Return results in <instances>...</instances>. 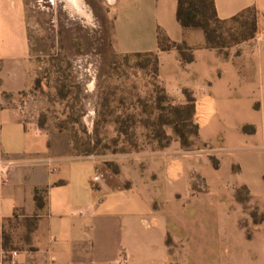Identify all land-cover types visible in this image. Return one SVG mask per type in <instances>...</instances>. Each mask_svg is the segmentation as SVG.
<instances>
[{"label": "crops", "instance_id": "1", "mask_svg": "<svg viewBox=\"0 0 264 264\" xmlns=\"http://www.w3.org/2000/svg\"><path fill=\"white\" fill-rule=\"evenodd\" d=\"M56 1L85 27H110L114 53H156L165 89L195 96L202 136L244 144L248 170L264 169V42L251 38L226 54L206 47L201 29L181 26L177 0ZM214 5L221 19L254 7L257 26L264 25V0ZM159 33L191 46L192 60L183 62L175 48L160 50ZM29 46L25 0H0V160L9 163L0 178V246L16 250L4 264H168L157 181L112 186L94 157L74 151L66 130L40 127L12 99L31 86ZM243 123L255 132L243 134ZM173 168L169 161V179Z\"/></svg>", "mask_w": 264, "mask_h": 264}, {"label": "rangeland", "instance_id": "2", "mask_svg": "<svg viewBox=\"0 0 264 264\" xmlns=\"http://www.w3.org/2000/svg\"><path fill=\"white\" fill-rule=\"evenodd\" d=\"M25 3L31 86L12 97L23 115L66 130L74 151L94 157L112 186L157 181L168 264H264V169L248 170L245 145L204 138L195 96L165 89L153 53L116 54L110 27H85L56 0ZM252 19L249 11L218 31L228 38ZM262 26L217 50L264 42ZM239 130L256 128L243 123ZM169 161L173 179L166 177Z\"/></svg>", "mask_w": 264, "mask_h": 264}, {"label": "trees", "instance_id": "3", "mask_svg": "<svg viewBox=\"0 0 264 264\" xmlns=\"http://www.w3.org/2000/svg\"><path fill=\"white\" fill-rule=\"evenodd\" d=\"M249 11L253 12V19L248 26L246 23L242 24L246 28L245 30L243 29L240 33L231 32L228 38L223 35L222 31H218L222 24L235 21ZM255 11L254 7H248L229 19H221L217 16L214 0H177L176 16L183 28L201 29L204 32L206 47L222 49L254 35L257 23ZM158 47L160 50L177 49L183 62L191 61L193 58L191 46H188L185 42L169 40L161 33L158 35ZM149 53H153L157 61V54L154 52ZM23 92L17 93V95H22ZM38 124L40 127L45 128L43 122ZM35 201L37 206H41L43 203L37 193L35 194Z\"/></svg>", "mask_w": 264, "mask_h": 264}, {"label": "built area", "instance_id": "4", "mask_svg": "<svg viewBox=\"0 0 264 264\" xmlns=\"http://www.w3.org/2000/svg\"><path fill=\"white\" fill-rule=\"evenodd\" d=\"M261 34L264 35V25L261 27ZM8 171L9 163L0 160V178L2 179V181L6 180ZM7 253H9V255L11 256H14L16 254V250L6 251L5 249H3V247L0 246V264H4V259Z\"/></svg>", "mask_w": 264, "mask_h": 264}]
</instances>
